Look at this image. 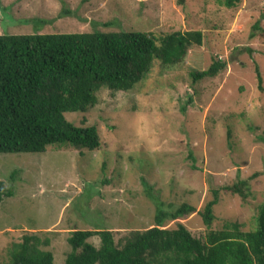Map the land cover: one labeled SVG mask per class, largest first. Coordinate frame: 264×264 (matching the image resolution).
Instances as JSON below:
<instances>
[{
    "label": "rangeland",
    "instance_id": "obj_1",
    "mask_svg": "<svg viewBox=\"0 0 264 264\" xmlns=\"http://www.w3.org/2000/svg\"><path fill=\"white\" fill-rule=\"evenodd\" d=\"M263 10V0H240L234 8L220 0H0V34L202 33L201 45H192L181 62L154 61L131 90L103 88L94 106L65 113L76 125L96 126L99 149L0 153V180L12 190L0 203V261L29 232L47 238L42 248L52 252L53 264H64L72 231L107 229L118 241L154 225L156 198L163 209L194 206L196 212L164 227L181 223L202 238L207 228L197 211L209 189L238 179L248 181L249 197L222 191L210 227L230 220L244 231L256 229L264 204ZM217 59L225 69L193 82L192 71ZM88 241L99 245L96 235Z\"/></svg>",
    "mask_w": 264,
    "mask_h": 264
},
{
    "label": "trees",
    "instance_id": "obj_2",
    "mask_svg": "<svg viewBox=\"0 0 264 264\" xmlns=\"http://www.w3.org/2000/svg\"><path fill=\"white\" fill-rule=\"evenodd\" d=\"M184 2L178 0L179 4ZM220 2L234 8L240 0ZM260 17L264 19V10ZM201 41L202 33L197 30L164 34L128 30L0 34V153H38L66 147L99 149L96 126L76 125L65 113L94 106L103 88L131 90L154 61L177 64L192 45L199 46ZM225 67V61L213 60L190 76L196 82L216 76ZM255 71L261 90L257 67ZM187 157L196 168L191 151ZM151 191L152 187L145 184L146 195L151 196ZM209 191L210 199L197 211L207 228L202 238L193 236L181 223L175 228L164 227L166 221L196 212L194 206L182 203L163 209L164 204L156 198L160 206L154 214V225L129 231L118 241L107 229L72 231L67 238L71 250L64 264H264V204L258 208L254 230L244 231L238 222L230 220L221 229L210 227L220 193L236 194L245 201L250 195L248 181L238 179ZM11 195L12 190L0 180V203ZM95 235L98 246L88 241ZM48 244L47 238L25 232L19 242L9 245L7 262L0 264H53L52 252L42 248Z\"/></svg>",
    "mask_w": 264,
    "mask_h": 264
}]
</instances>
